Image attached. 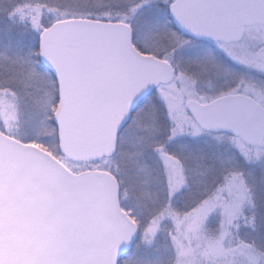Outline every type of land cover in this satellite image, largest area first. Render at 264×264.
Returning <instances> with one entry per match:
<instances>
[{"label": "snow or ice", "instance_id": "obj_1", "mask_svg": "<svg viewBox=\"0 0 264 264\" xmlns=\"http://www.w3.org/2000/svg\"><path fill=\"white\" fill-rule=\"evenodd\" d=\"M0 264H264V0H0Z\"/></svg>", "mask_w": 264, "mask_h": 264}]
</instances>
